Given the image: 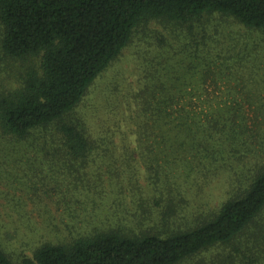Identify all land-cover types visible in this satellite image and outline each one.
<instances>
[{"label":"trees","instance_id":"trees-1","mask_svg":"<svg viewBox=\"0 0 264 264\" xmlns=\"http://www.w3.org/2000/svg\"><path fill=\"white\" fill-rule=\"evenodd\" d=\"M218 18L264 37V0H0V57L8 68L0 83V145L32 146L49 160L84 161L110 137L90 131L79 109L82 101L136 35L146 36L150 25L159 24L180 28L201 43L170 51L146 71L149 81L141 99L137 96L145 118L139 138L153 135L156 140L158 134L147 128L152 119L155 126L163 124L165 144L172 148L188 146L206 157L223 154L239 133L238 114L202 113L199 119L185 104L177 107L194 85L168 61L189 60L192 74L199 72L198 65H224L230 54L211 47L213 39H206L203 26L205 19ZM216 29L213 36L221 32L220 26ZM186 35L184 44L190 41ZM211 74L223 75L206 69L200 86ZM249 170L242 173H248L247 183L212 218L192 228L165 236L100 231L71 244L41 243L18 261L0 243V264H183L213 248L220 253L198 264H264V227L258 226L264 212V164ZM169 214L176 213L168 209L163 217ZM253 226L263 236L248 243L243 237Z\"/></svg>","mask_w":264,"mask_h":264},{"label":"rangeland","instance_id":"rangeland-1","mask_svg":"<svg viewBox=\"0 0 264 264\" xmlns=\"http://www.w3.org/2000/svg\"><path fill=\"white\" fill-rule=\"evenodd\" d=\"M203 26L206 39H213L211 47L227 50L231 58L224 65H210L223 75H209L203 86L201 76L208 67L198 65L199 72L192 74L189 60H168L194 85L177 107L185 104L199 119L202 113H237L239 133L226 148L233 145L231 152L206 157L188 146L172 148L165 144L163 124L155 126L152 119L147 128L158 134L156 140L153 135L139 138L145 118L137 96L141 99V88L149 81L146 71L170 51L192 50L200 42L180 28L150 25V33L136 35L80 105L90 131L110 137L98 144L101 148L84 161H69L49 160L32 146L0 145V243L15 261L41 243L71 244L100 231L165 236L192 228L212 218L247 183L244 171L264 164V37L229 18L205 19ZM218 26L221 32L213 36ZM3 60L0 83L8 71ZM173 191L180 196H171ZM168 209L176 214L164 218ZM258 226L264 227V212ZM258 226L243 239L260 241ZM219 253L213 248L183 264L208 261Z\"/></svg>","mask_w":264,"mask_h":264}]
</instances>
